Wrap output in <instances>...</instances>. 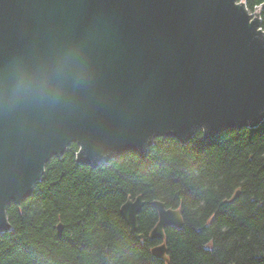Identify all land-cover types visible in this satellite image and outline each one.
Segmentation results:
<instances>
[{
	"label": "water",
	"instance_id": "1",
	"mask_svg": "<svg viewBox=\"0 0 264 264\" xmlns=\"http://www.w3.org/2000/svg\"><path fill=\"white\" fill-rule=\"evenodd\" d=\"M263 8L251 13L242 0H0V234L12 228L8 207L30 198L71 144L79 164L97 167L130 152L145 159L157 138L186 144L199 131L211 140L261 125ZM69 53L84 79L66 82L59 102H5L18 69L47 68ZM145 204L140 195L121 207L133 233ZM153 205L150 238L163 241L166 228L183 227L181 211ZM152 253L168 261L165 243Z\"/></svg>",
	"mask_w": 264,
	"mask_h": 264
},
{
	"label": "trees",
	"instance_id": "2",
	"mask_svg": "<svg viewBox=\"0 0 264 264\" xmlns=\"http://www.w3.org/2000/svg\"><path fill=\"white\" fill-rule=\"evenodd\" d=\"M246 3L254 12L264 0ZM78 149L53 158L32 196L8 207L0 264H264V121L186 144L157 138L145 159L130 152L97 167L79 164ZM140 195L133 233L121 207ZM154 201L181 211L183 227L163 241L150 238ZM162 243L168 261L152 253Z\"/></svg>",
	"mask_w": 264,
	"mask_h": 264
},
{
	"label": "clouds",
	"instance_id": "3",
	"mask_svg": "<svg viewBox=\"0 0 264 264\" xmlns=\"http://www.w3.org/2000/svg\"><path fill=\"white\" fill-rule=\"evenodd\" d=\"M83 79V70L76 66L72 54L69 53L47 68L18 69L10 83L5 102L9 106H15L25 99L57 103L63 96L66 82L79 84Z\"/></svg>",
	"mask_w": 264,
	"mask_h": 264
},
{
	"label": "rangeland",
	"instance_id": "4",
	"mask_svg": "<svg viewBox=\"0 0 264 264\" xmlns=\"http://www.w3.org/2000/svg\"><path fill=\"white\" fill-rule=\"evenodd\" d=\"M242 1H246V0H242ZM260 8H256L255 12H259Z\"/></svg>",
	"mask_w": 264,
	"mask_h": 264
},
{
	"label": "bare ground",
	"instance_id": "5",
	"mask_svg": "<svg viewBox=\"0 0 264 264\" xmlns=\"http://www.w3.org/2000/svg\"><path fill=\"white\" fill-rule=\"evenodd\" d=\"M259 8H260V7H259ZM254 12H255V11H254ZM254 12H251V13H254ZM225 132H226V131H225ZM225 132H223V133H225ZM223 133H221V134H223ZM221 134H219V135H221ZM219 135H218V136H219ZM216 137H217V136H216ZM216 137H215V138H216Z\"/></svg>",
	"mask_w": 264,
	"mask_h": 264
}]
</instances>
